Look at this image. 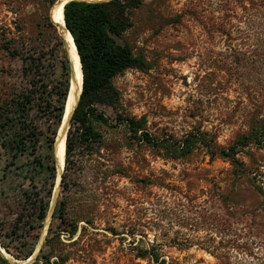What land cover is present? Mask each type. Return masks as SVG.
Masks as SVG:
<instances>
[{
    "label": "rangeland",
    "instance_id": "rangeland-1",
    "mask_svg": "<svg viewBox=\"0 0 264 264\" xmlns=\"http://www.w3.org/2000/svg\"><path fill=\"white\" fill-rule=\"evenodd\" d=\"M52 7L50 0H0V103L27 86L26 56L49 52L55 43L46 18ZM133 18L122 41L143 53L150 67L114 78L122 111L145 117L158 138H182L202 126L228 148L248 132L257 105L264 110V96L241 89L231 59L247 53L249 79H264L258 56L264 0H144ZM9 46L20 55H11ZM100 108L116 116L111 107ZM97 126L106 140L100 154L85 156L83 171L68 170V187H60L56 199L66 198L69 215L80 219L74 235H61L65 264H159L137 256L138 247L154 244L167 264H264V142L240 149L244 169L236 173L229 159H211L203 147L171 159L164 149L129 140L124 124ZM9 163L0 150V232L22 258L8 252V264H20L34 254L46 222L13 237L7 233L28 214L23 204L37 192L51 206L52 180L30 179ZM52 220L53 213L44 240ZM38 255L29 264H44Z\"/></svg>",
    "mask_w": 264,
    "mask_h": 264
},
{
    "label": "trees",
    "instance_id": "trees-1",
    "mask_svg": "<svg viewBox=\"0 0 264 264\" xmlns=\"http://www.w3.org/2000/svg\"><path fill=\"white\" fill-rule=\"evenodd\" d=\"M55 1L50 0L51 7ZM143 3L144 0H71L64 7L65 22L74 38L82 63L83 87L79 104L72 113L66 140L65 170L61 181L63 191L68 187V170L83 171L84 157L99 155L100 148L105 145V136L98 124H124L129 131V140L164 149L171 159L187 157L198 147H203L211 159H229L236 173L244 169V162L238 158L240 149L264 142V110L261 104L257 105L248 120V132L240 134L236 142L228 148L219 146L216 133L202 129V126L194 127L182 138H158L146 127L145 117L137 118L121 110V92L115 86L114 78L127 69L145 70L150 67L145 55L135 53L127 39L120 43L116 38L123 39L134 26L133 16L142 8ZM46 18L48 27L53 30L55 43L51 45L49 52H39L38 55V51H34L26 56L27 86L13 92L0 103V150H3L10 161L9 167L20 170L25 177L35 179L44 175L46 184L50 177L52 183L48 188V196L51 197L57 183V147L70 89L71 66L63 36L59 35L60 32L58 33L52 23L51 14ZM7 49L11 55H20L17 48L9 46ZM258 56L264 59V48L259 50ZM247 58V53H240L236 59H231V63L235 64V71L242 76L237 80L239 86L249 95L264 96V79H249L251 67ZM242 60L245 62L243 65ZM262 67L261 64L259 69ZM101 106L111 107L116 116L109 117ZM77 150L79 155L74 160ZM99 172L103 175L102 179L106 180L108 170ZM7 173L8 170L5 176ZM67 204L66 198H59L57 201L51 226L37 257L43 259L44 264H65L66 258L61 255V235H74L80 220L69 215ZM22 209L27 210L28 214L18 218L11 232L7 233L11 237L18 235L21 229L31 231L42 227L50 210V202L42 192H37L35 198L30 197V202L23 204ZM86 221L91 222L88 218ZM5 237L7 236L0 232L2 247L16 258L22 259L20 254L12 250ZM137 249L138 257H150L159 264H167L165 259L161 260L156 244ZM32 253L31 250L23 258H30ZM55 256L57 259H53ZM0 260L3 264L9 263L1 253Z\"/></svg>",
    "mask_w": 264,
    "mask_h": 264
},
{
    "label": "bare ground",
    "instance_id": "bare-ground-1",
    "mask_svg": "<svg viewBox=\"0 0 264 264\" xmlns=\"http://www.w3.org/2000/svg\"><path fill=\"white\" fill-rule=\"evenodd\" d=\"M70 1L71 0H63L62 4L55 5V6L53 4V7L51 9V17L53 21L58 23L60 26L59 32L63 36L67 44V47L69 48L68 53L75 66V77L72 80V84L74 85V88L71 90L69 99H67L68 102L66 103L65 115L63 118L61 131H60V135L58 139V147H57L58 175H57V180H56L57 183L54 189L53 201H52L48 216L46 218L45 227L41 235V238L39 240V243L37 245V248L34 254L30 258L23 260V261H19L20 264H29L38 255V252L40 251L42 242L44 240V237H45V234L48 228V224L51 221V212L55 204V200L57 199V196H58L59 183H60L61 175L65 167L66 140H67V135H68V130H69V119L72 116L73 107L75 106L77 99L80 96L82 87H83V69H82V63L80 60V55H79L77 46L75 44V41H74V38L71 32H69V30L67 29L68 27L65 26L66 22L64 18V7ZM0 249H1V252H3L5 256H7L8 258H12L10 253H8L2 246L0 247Z\"/></svg>",
    "mask_w": 264,
    "mask_h": 264
},
{
    "label": "water",
    "instance_id": "water-1",
    "mask_svg": "<svg viewBox=\"0 0 264 264\" xmlns=\"http://www.w3.org/2000/svg\"><path fill=\"white\" fill-rule=\"evenodd\" d=\"M62 2H63V0H56L55 3H54V6H55V5H60V4H62ZM51 21H52V23L54 24V26L56 27V29H57V31H58V33H59V30H60V26H59V24L56 23V22H54L52 19H51ZM65 26L67 27L66 24H65ZM67 29H68V28H67ZM68 30H69V29H68ZM69 32H70V30H69ZM59 35H60V33H59ZM60 36H61V35H60ZM116 38H117L118 42H120V43L123 42L122 39H120L119 37H116ZM63 41H64V40H63ZM64 44H65V48H66V50H67V54H68V58H69V61H70V66H71L70 89H69V94H68V97H67V98L69 99V96H70L71 90L74 88V85L72 84V80H73L74 77H75V66H74L73 61L71 60V58H70V56H69V53H68L69 48L67 47V44H66L65 41H64ZM81 93H82V90H81ZM81 93H80V95H81ZM79 100H80V96L78 97L77 102H76L75 106L73 107V113H74L76 107H77L78 104H79ZM67 102H68V100H67ZM67 102H66V103H67ZM72 115H73V114H72ZM71 118H72V116H71L70 119H69V128H70V126H71ZM64 170H65V167H64ZM64 170H63V172H64ZM62 174H63V173H62ZM61 181H62V175H61V179H60V183H59V188L61 187ZM55 205H56V200H55V204H54V206H53L52 212H51V217H52V213H53V211H54V209H55ZM50 207H51V206H50ZM42 244H43V242H42ZM0 247H1V245H0ZM0 253H1L6 259L10 260V258H8L7 256H5V255L3 254V252H1V249H0ZM13 262L16 263V264H18V261H17V260H14Z\"/></svg>",
    "mask_w": 264,
    "mask_h": 264
}]
</instances>
